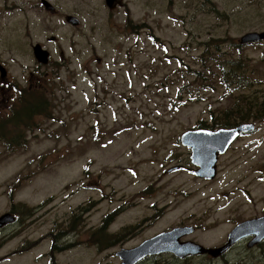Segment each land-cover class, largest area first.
I'll return each instance as SVG.
<instances>
[{"label": "rangeland", "instance_id": "obj_1", "mask_svg": "<svg viewBox=\"0 0 264 264\" xmlns=\"http://www.w3.org/2000/svg\"><path fill=\"white\" fill-rule=\"evenodd\" d=\"M21 5L10 19L0 20V32L5 31L0 65L8 70L5 80L0 72V120L20 110L21 97L31 103L43 90L48 107L28 127L6 122L9 135L0 142V216L12 204L18 219L0 232V264H126L118 251L139 247L173 227L198 226L195 240L222 245L236 224L264 217V182L257 178L264 164V124L234 142L230 155L223 154L227 149L220 152V173L209 183L194 175L188 148L179 141L202 121L224 118L220 110L235 118L226 102L230 91L212 79L211 64L218 62L209 59L218 56L212 54L216 50L225 62L238 55L241 37L264 22V3L137 0L116 13L117 29L108 28L107 18L114 14L102 0L63 6L87 10L79 28L51 18L31 1ZM53 35L56 42L49 41ZM36 43L52 53L46 66L37 68ZM242 52L264 90L262 47L244 46ZM37 69L48 77L46 88L30 95L24 92L26 77ZM193 69L202 76L190 75ZM8 90L16 94L9 101ZM258 102L263 105L252 107L255 123L264 97ZM229 161L230 177L235 167L230 201ZM177 166L184 170L168 171ZM109 216L108 233L120 239L99 247L94 232ZM53 244L62 251H53ZM240 250L243 264H264ZM194 256L163 253L138 264H212ZM227 260L232 261L230 255Z\"/></svg>", "mask_w": 264, "mask_h": 264}, {"label": "flooded vegetation", "instance_id": "obj_2", "mask_svg": "<svg viewBox=\"0 0 264 264\" xmlns=\"http://www.w3.org/2000/svg\"><path fill=\"white\" fill-rule=\"evenodd\" d=\"M22 1L23 0H0V20L6 19V18L10 19V17L12 15H14L17 12H19L20 10H22V5H21ZM25 1H31L35 6L42 9L51 18L61 17L63 20H65L64 24L66 26H70L71 28L72 27L73 28H79L80 25L83 23L82 22L83 15L87 12V10L82 9L83 7H80L78 5H73L71 8H68V9L63 7L65 4H69L70 2H77V1H82V0H25ZM102 1L104 2L105 8L109 12V14H114L113 16H109L107 18L106 24L108 25V28L109 29H111V28L117 29L119 27L114 26V23H116V17H117L116 13H119L120 10H122L124 8V6H123L124 3H126V2L134 3L137 0H113V6L112 7L107 5L108 0H102ZM244 1H246L248 4H250L254 1H261L262 3H264V0H244ZM59 6H61L62 9ZM90 9H93V8L91 7ZM261 13H262L263 19H264V12H261ZM71 17H78L80 19L78 26H73L70 23ZM110 20H113V22H110ZM3 27H4V25L1 26V28H3ZM259 27H260V29H258V30L255 29L251 32L245 33L244 36L241 37L240 42H238L237 48L240 47L241 49H243L244 46L258 47L260 45L262 47V51H264V22H262ZM0 33L4 37L5 31H1ZM248 35L255 37V39L254 40L253 39H247ZM260 36H262V37H260ZM4 41L5 40H3V42ZM41 45H42V47L45 46L42 43H41ZM5 83L8 84L7 82H5ZM27 86L29 87V89H37L39 87L44 86L43 76L41 74H39L38 70L36 72L30 73L29 78L27 79ZM11 89L17 91L16 85H13L11 87ZM8 92H9V90H8ZM10 94H11V96L7 97V101H9V100H11V98L13 99L15 97V94H12V93H10ZM261 118L264 119V110H263V114L261 115L260 119ZM260 119L257 120V123H255V121H252L251 119L250 120L247 119L246 115H245L244 122H236V123H233L231 125L230 124L226 125L224 127H221V126L216 127L215 129H232V128L237 127L240 124H248V123L255 124V127L251 128L247 131H242L239 138L237 139V140H239V139H242L244 137H248L249 135H251L253 133L258 132L260 130V128L262 127V125L264 124V120L263 119L260 120ZM259 122H261V123H259ZM199 128H202V126L200 125ZM234 144L235 143H233L232 145H229L227 147V150L223 154L224 155L225 154L230 155V151L232 150V147ZM239 149H238V152H239ZM223 154H220V156ZM220 156H218V160H219ZM239 159H240V157L234 158V160H239ZM217 164H218V161H217ZM225 168L227 169V172H228L226 174L228 177V185H229V187H228L229 191L226 192V195L230 201V185L232 184V181L234 180V178H231V177L235 173V167H233L231 177H230V161L227 163V166ZM253 170H255L254 167H253ZM255 171H258V170H255ZM258 172L260 174L257 176V178L260 179L263 183L264 182V164L261 166V168L259 169ZM219 173H220V171L218 172V174ZM207 180H208L207 183H209V182L213 181L214 179L213 180L207 179ZM243 189L246 190L245 187ZM245 220H243V221H245ZM247 220H249V219H247ZM180 226H183V225H180ZM236 226H237V224H236ZM236 226H234V228ZM193 227H194L193 232L191 234H188V236L185 235V237H183L181 239L182 241L188 239V241H193V242L199 243V244L205 246L206 248L222 247V246L226 245L229 241V240H227L222 245H211V246L206 245V244L201 243V242H198L197 240H195V238L197 236L198 231L201 230V228L198 226H193ZM256 239H257V237L255 235H252V234L242 236L239 239H237L238 241H236L233 245L228 247L222 254H220L217 257L212 256L209 253H197V254L187 255L184 258L192 257V255H195L194 257H205L206 259H211L212 264H215L216 261L219 259H225V264H243L244 262L239 260L244 255L243 251L240 250V247H242L244 249H247V252H248L247 254L252 253L253 255L259 256L260 258H262V260L264 262V238L260 241L257 240V242H255ZM229 255H230V259H232V261L227 260Z\"/></svg>", "mask_w": 264, "mask_h": 264}, {"label": "trees", "instance_id": "obj_3", "mask_svg": "<svg viewBox=\"0 0 264 264\" xmlns=\"http://www.w3.org/2000/svg\"><path fill=\"white\" fill-rule=\"evenodd\" d=\"M209 50V47L206 49ZM218 52V56L212 55L209 60H212V62H218L216 64H211L212 67V73H214V77L212 78L215 81H219L222 83V86L227 88L230 93L226 98V102L230 104L228 108H230V113L234 112L235 118L229 119V112L228 110H220L219 112L223 115H225L224 118H217L214 119L212 122L202 121L201 125L203 128H211L215 129L216 127H224L226 125H231L236 122H244V118L246 115L247 119H251L256 121V118H253L252 116V107L260 108L263 104H259L258 99L260 97H264V90L259 85L258 78L255 77V70L254 68L249 67L248 63L246 61H243L245 56L243 55L242 49L238 48V55L235 57H231L229 62L222 61V55L220 54V50L214 51L212 54H215ZM204 56H202V59ZM209 60H204V63H207ZM192 71V72H191ZM190 71V75L193 74L194 78H199L202 76V71L193 69ZM207 82H209L208 76H203ZM190 85V82L187 84ZM36 90V89H34ZM30 93V95H35L37 91H27ZM42 95L41 97H36L31 99V103L34 104V106H28L26 107L25 102L22 106L24 108H20V110L23 112L25 116H29L33 119L34 115H38L42 113L48 106L45 105L46 96L45 93L40 92ZM22 98L26 99L25 96ZM27 100V99H26ZM222 101V100H221ZM264 103V102H263ZM232 106V107H231ZM243 108H247L246 112H244ZM6 120V121H5ZM5 120H0V142L4 141L6 137L9 135L7 132V123H14L16 126H25L22 121H16L14 120L13 116L5 118ZM238 125V124H237ZM30 126V125H29ZM89 206H81L78 208V211L80 213H75L74 217H78L85 213ZM30 211L31 209H25V211ZM118 211H116L117 213ZM115 214V213H114ZM113 214V215H114ZM111 216L104 219V224L101 226L98 230L94 232L97 233L96 238V245L100 247V244L102 241H105L107 245L115 244L119 239L120 236L117 234H110L108 233V224L110 221ZM125 236V233H123L122 237ZM53 251L61 252L62 248L60 246H57V244H53L52 247Z\"/></svg>", "mask_w": 264, "mask_h": 264}, {"label": "water", "instance_id": "obj_4", "mask_svg": "<svg viewBox=\"0 0 264 264\" xmlns=\"http://www.w3.org/2000/svg\"><path fill=\"white\" fill-rule=\"evenodd\" d=\"M262 36H260V37H262ZM247 39H253L254 40L255 37L248 35ZM34 53H35L36 58L38 60L40 59L39 60L40 62H43V63H47L48 62L49 52L44 50V49H42V47L39 44L34 47ZM1 71H2V76L5 77L6 73H7L6 70L3 67H1ZM248 127H250V126H248ZM248 127H247V125H243V126H240V128H238V129H234V130H230V131H226V130H220V131H214V132L205 131V130L188 131L182 136V142L192 148V151H193L192 160H193L194 164L203 166L204 164L202 162L198 161V154L205 155V157H206V166L209 167V168L207 169L204 166V171H205L204 173H209V172L215 171L214 167H215V164H216V161H217V156H215V155L217 153V149H219L220 147H222L221 151H224L226 149V145L227 144L225 143L224 140L227 139V135H231L232 138L230 137V141H232L233 139H235V137H237V135H239L238 134L239 131L241 132V131L247 130ZM231 131H233V132H231ZM207 132H208V134H207ZM200 139H202V140H200ZM209 141H210V148H208V150H205L204 149V144H205V142H209ZM211 145H212V148H211ZM202 171L203 170L201 169V170L196 171V173L198 175L200 174L201 176L205 177V174H203ZM214 175L215 174H213L210 177H214ZM12 218L13 217L10 214L3 215L0 218V228L2 226H4L5 224L9 223V222H12L13 219H14V218L13 219ZM263 225H264V217L260 218V219H254V220L245 221L244 223L239 224L233 230V232L230 234V239L228 241V244H226V245H228L230 247L231 245H233L235 243V241H237V239L242 237L243 234L244 235L245 234H255V233L257 234V231H259V229H261V227ZM253 227H255V228H253ZM174 231L176 232V230H174ZM174 231H172V233H174ZM172 233H170V234H172ZM160 236H157L156 238H154V239H152V240H150L148 242L151 243V241H153V240H158ZM226 245L223 246V247H220V248H212V249H208V248L199 246V251L201 253H205V252L206 253H210V254L212 253V255L217 257L225 249H227L228 246H226ZM133 250H135V249L125 250V251L122 250L121 252H119L117 254L124 259V263L129 264V262H128V260H129L128 259V254H129V252L131 253ZM189 251L191 253H196L197 252V250L193 249V248H191Z\"/></svg>", "mask_w": 264, "mask_h": 264}, {"label": "bare ground", "instance_id": "obj_5", "mask_svg": "<svg viewBox=\"0 0 264 264\" xmlns=\"http://www.w3.org/2000/svg\"><path fill=\"white\" fill-rule=\"evenodd\" d=\"M216 142V141H215ZM219 142V141H218ZM213 143V142H212ZM208 148H210V141L209 142H205V144H204V149L205 150H208ZM211 148H212V145H211ZM211 150V149H210ZM209 150V151H210ZM199 153V152H198ZM198 161L199 162H202L204 165H203V168H204V166H205V168H209V167H207L206 166V157H205V155H203V154H198Z\"/></svg>", "mask_w": 264, "mask_h": 264}]
</instances>
